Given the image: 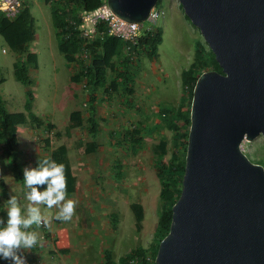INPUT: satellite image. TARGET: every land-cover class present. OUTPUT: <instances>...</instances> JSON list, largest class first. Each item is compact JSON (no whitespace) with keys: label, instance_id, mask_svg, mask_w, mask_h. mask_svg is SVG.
Returning a JSON list of instances; mask_svg holds the SVG:
<instances>
[{"label":"rangeland","instance_id":"374dc122","mask_svg":"<svg viewBox=\"0 0 264 264\" xmlns=\"http://www.w3.org/2000/svg\"><path fill=\"white\" fill-rule=\"evenodd\" d=\"M175 1L177 7H171L170 0H159L157 6L163 10V15L155 21L148 18L141 23V33L159 29L162 40L154 60L141 56L138 68H132L134 92L128 95L119 87V91L111 93L109 100L100 99L97 112L102 120H98L100 131L95 136L88 134L86 128H74L69 137L62 135L60 139H56L55 133H63L71 111L81 110L86 121L88 109L85 103L89 89L83 83L70 80L76 65L69 64L57 48L49 4L43 0L27 2L35 18L36 30L35 40L30 45V50L37 54V68L29 69L33 80L30 86L32 109L53 127L19 125L14 152L5 143H0V217L6 222L5 201L10 195L16 194L22 205L27 203L24 199L27 190L15 180L11 170L13 153L23 162L24 168H30L37 155L47 154L43 150L44 140L49 139L52 145L65 143L78 178L84 180L78 184L74 195L67 197L77 201L71 221L56 220L53 217L57 209L42 207V211L53 218L52 230L33 229L39 233L43 246L38 245L30 251L21 250L26 264H99L106 251L118 261L136 246L151 247L160 209V182L155 171L152 144L165 138L168 147L165 159L170 156L173 135L179 131L188 110V92L182 85L181 72L193 62L196 42L209 48L179 1ZM172 10L176 12L168 20L167 11ZM3 44L0 37V46ZM19 57L22 55L9 49L2 53L0 48V78L4 79L0 94L11 112L23 111L27 97V87L16 80L13 72ZM171 107L179 109L181 114L167 124L170 115L165 117V108ZM139 120L146 126L141 134L144 136L142 148L135 149L121 135L124 129L132 128ZM181 135L183 137V133ZM91 140L96 141L99 148L94 153H85L82 144ZM241 147L252 162L264 167L263 135L252 141L244 140ZM114 156L118 161L114 162ZM82 195L86 196L85 201L79 202ZM131 202H138L143 207L140 231L134 225ZM112 212L119 217L117 229L112 228L109 217ZM64 248L68 250L66 253L61 251Z\"/></svg>","mask_w":264,"mask_h":264},{"label":"water","instance_id":"95a60500","mask_svg":"<svg viewBox=\"0 0 264 264\" xmlns=\"http://www.w3.org/2000/svg\"><path fill=\"white\" fill-rule=\"evenodd\" d=\"M158 0H107L143 22ZM221 71L197 77L182 189L155 264H264V167L242 150L264 136V0H178Z\"/></svg>","mask_w":264,"mask_h":264},{"label":"trees","instance_id":"16d2710c","mask_svg":"<svg viewBox=\"0 0 264 264\" xmlns=\"http://www.w3.org/2000/svg\"><path fill=\"white\" fill-rule=\"evenodd\" d=\"M158 2L159 0L157 4ZM101 3V0H59L51 3L47 2L50 6L51 17L55 28L57 48L69 64L76 65V71L71 74L70 80L73 83H83L89 89L86 102L88 109L86 121L81 110L76 109L71 111L69 123L65 126L63 133H55L56 139H60L62 135L69 137L71 130L74 128H86L87 133L91 136H95L100 131L98 120H102V118L98 116L97 112L99 96L96 91L100 90L103 95H111V93L119 91L118 89L121 87L123 89L122 91L128 95L134 92L132 83L135 74L132 68H138V65L137 63H131L123 57L124 41L121 38L113 35H104L102 38L95 37L87 46L90 55V64L87 66H84L83 61L78 60L75 56L81 50L83 41L76 32L74 25H70L66 18L73 19L77 23L78 11L80 9L92 10L97 8ZM104 27L102 25L100 29ZM0 37L7 45L9 51L22 55V58L19 57L15 61L13 72L16 80L27 87V97L24 102L23 111H9L0 94V143H5L14 152V146L17 145L18 141L17 132L19 125L24 124L37 128L44 126L51 128L53 125L39 117L32 109L33 93L30 86H32L33 80L29 74V69L37 68V54L30 50V45L36 37V30L35 18L28 7L22 8L14 18L0 14ZM138 40V45L136 46L138 57L145 56L150 60H154L157 55L158 45L162 40L161 30L154 29L145 31ZM210 69L221 71L213 52L209 48H205L201 42H196L194 44V60L187 69L181 72L182 85L188 92V110L184 115L182 126L173 135L170 156L165 159V155L168 152L165 138H161L157 143L152 144V151L155 154V171L160 182V209L151 247L148 249L142 246H136L128 253L119 257L118 261H114L111 253L106 251L103 261L99 264H127L128 260L132 257H138L141 261L140 264H146L145 255L149 250H151L152 255L155 257L159 242L169 231L172 213L171 208L178 199L182 189L187 134L190 124L189 110L193 86L199 74ZM3 80V78H0V84ZM165 110L167 114H165V117L170 115L166 120L167 124H171L172 121L174 122L176 120L175 117L181 114V111L174 107L165 108ZM145 126V122L139 120L132 128L124 129L121 135L122 139L127 140L130 146L135 149L142 148L144 136L141 134H143L142 130ZM181 133H183V137ZM44 144L47 154L37 155L30 168L36 167L38 165V159L44 157H51L58 163H63L67 177V197L73 196L76 190L77 177L72 171L71 161L65 143L52 145L50 140L46 139L44 140ZM82 145V150L85 153H94L99 148V144L94 140ZM11 170L15 180L24 185V165L15 153L12 154ZM44 187L46 185L42 186L40 190H43ZM130 209L133 213L135 228L137 231H140L143 227V207L138 202H131ZM109 217L112 221V228L117 229L118 214L112 212ZM61 251L66 253L68 250L64 248ZM7 262L6 260L0 259V264H7Z\"/></svg>","mask_w":264,"mask_h":264},{"label":"clouds","instance_id":"9594fccd","mask_svg":"<svg viewBox=\"0 0 264 264\" xmlns=\"http://www.w3.org/2000/svg\"><path fill=\"white\" fill-rule=\"evenodd\" d=\"M23 180L27 203L22 205L16 194L10 195L5 201L7 220L0 218V259L10 264H26L21 250L30 251L38 245L43 246L34 228L51 231L53 218L61 222L71 221L77 206V201L67 198L65 165L51 157L39 158L36 167H25ZM42 207L57 209L54 217L50 218Z\"/></svg>","mask_w":264,"mask_h":264},{"label":"built area","instance_id":"2783aa9c","mask_svg":"<svg viewBox=\"0 0 264 264\" xmlns=\"http://www.w3.org/2000/svg\"><path fill=\"white\" fill-rule=\"evenodd\" d=\"M30 0H0V14L6 17L14 18L17 13L27 6ZM44 2H53L59 0H43ZM63 1V0H60ZM102 3L95 9L87 10L80 9L78 11V21L76 23L73 19L66 18L70 25H74L76 32L83 41L82 48L75 54L78 60H82L84 66L90 64V55L88 51V44H90L95 37L102 38L104 35H113L121 38L124 41L123 57L131 63H139L138 39L141 36L140 27L141 23L128 22L121 19L110 10L107 0H101ZM163 10L157 6V3L150 9L146 19L157 20V17L163 15ZM104 25L103 29L100 26ZM105 31V32H104ZM2 53H7V45L4 43L0 46ZM45 150V148H43ZM155 264V257L151 252L145 255L146 264ZM141 261L138 257H132L128 260L127 264H140Z\"/></svg>","mask_w":264,"mask_h":264},{"label":"crops","instance_id":"0c3cea01","mask_svg":"<svg viewBox=\"0 0 264 264\" xmlns=\"http://www.w3.org/2000/svg\"><path fill=\"white\" fill-rule=\"evenodd\" d=\"M170 4H171V7H177V5H178V2H176L175 0H170ZM176 12V10H172L171 12H169L168 13V11H167V16H168V20L171 18V16L170 15H173L174 13ZM165 20H166V18L164 17L163 18V22L165 23ZM153 62V61H152ZM135 77V76H134ZM134 77H133V79H134ZM136 79V78H135ZM144 88H145V86H144ZM143 88V89H144ZM97 93H100L101 94V97L99 96V94H98V96H99V99H98V101H97V103L100 101V99H108V98H110V95H103L102 94V92L100 91V90H98V91H96ZM122 92V91H121ZM87 97H88V95H87ZM109 100V99H108ZM107 101V100H106ZM122 101H124V100H122ZM121 101V102H122ZM124 103V102H123ZM86 104V103H85ZM122 105V104H121ZM121 111V110H120ZM73 130V129H72ZM71 130V131H72ZM66 145V144H65ZM67 147V146H66ZM68 149V148H67ZM107 155V154H106ZM119 158L120 159H122L123 158V156H119ZM101 159H103L102 157H101ZM117 159V156H114V162H116V161H118V159ZM71 161V160H70ZM33 164V163H32ZM71 166H72V164H71ZM121 168V167H120ZM118 169V168H117ZM119 170V169H118ZM117 170V171H118ZM72 171H73V173L76 175V177H77V181H76V190L75 191H77L78 190V184L80 183V185L82 184V182H83V180L84 179H82V178H78L79 176H78V174L75 172V169H74V167L72 166ZM85 195H82V196H79V199H78V201L79 202H84L85 201Z\"/></svg>","mask_w":264,"mask_h":264}]
</instances>
